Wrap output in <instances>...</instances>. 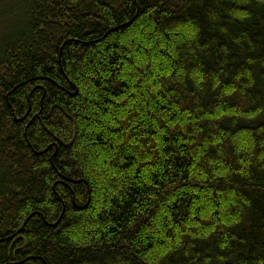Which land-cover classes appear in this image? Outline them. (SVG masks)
Instances as JSON below:
<instances>
[{
	"label": "trees",
	"instance_id": "1",
	"mask_svg": "<svg viewBox=\"0 0 264 264\" xmlns=\"http://www.w3.org/2000/svg\"><path fill=\"white\" fill-rule=\"evenodd\" d=\"M0 11V264H264V0Z\"/></svg>",
	"mask_w": 264,
	"mask_h": 264
},
{
	"label": "rangeland",
	"instance_id": "2",
	"mask_svg": "<svg viewBox=\"0 0 264 264\" xmlns=\"http://www.w3.org/2000/svg\"><path fill=\"white\" fill-rule=\"evenodd\" d=\"M2 15H1V11H0V31L2 32V28H3V24H2Z\"/></svg>",
	"mask_w": 264,
	"mask_h": 264
}]
</instances>
